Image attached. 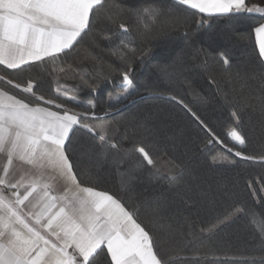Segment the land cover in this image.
<instances>
[{
  "label": "trees",
  "instance_id": "trees-1",
  "mask_svg": "<svg viewBox=\"0 0 264 264\" xmlns=\"http://www.w3.org/2000/svg\"><path fill=\"white\" fill-rule=\"evenodd\" d=\"M114 3L108 0L112 11H116L111 8ZM121 3L156 4L165 15L149 39L138 34L126 11L120 20L129 25L128 32L101 21L85 37L77 59L94 44V54L105 71L108 65L115 69L109 83L93 78L85 84L64 75L59 72V60L22 70L0 65V76L21 85L32 81L38 95L57 100L70 111L108 114L107 119L114 122L109 144L117 148H97L93 133L77 130L72 137L76 170L86 185L115 192L130 205L150 203L155 211L142 210L140 219L156 237L157 250L169 264H264V234L259 230L264 222V111L250 99L259 93L264 73L254 38V28L264 17L242 12L203 17L207 22L201 24L202 14L176 0ZM104 34L111 39H101ZM122 40L147 49L146 54L143 58L129 54L127 61L112 55ZM221 52L230 58V69L220 63ZM129 63L135 91L119 104H110L106 93L116 91L114 85L121 83L120 74ZM92 65L88 60L86 66ZM237 72L249 76V86L243 91ZM253 74L255 79H251ZM0 89L35 103L6 80L0 81ZM58 89H67L77 101L57 98ZM172 96L182 99L191 112ZM89 101H94V109ZM232 111L239 114L237 130L245 137L244 146L235 145L227 136L229 128L236 126ZM192 113L222 143H208L211 136ZM134 146H144L156 159V167L147 166L134 154ZM236 151L242 156H236Z\"/></svg>",
  "mask_w": 264,
  "mask_h": 264
},
{
  "label": "snow or ice",
  "instance_id": "snow-or-ice-1",
  "mask_svg": "<svg viewBox=\"0 0 264 264\" xmlns=\"http://www.w3.org/2000/svg\"><path fill=\"white\" fill-rule=\"evenodd\" d=\"M249 2L176 0L178 5L202 14L201 24L207 22L203 17H230L242 12L264 17V0L251 6ZM111 8L116 11L110 9L108 0H0V65L22 70L35 63L59 60V72L64 75L85 84L93 78L109 83L115 69L108 65L105 71L94 54V44L77 59L85 37L101 21L128 32L129 25L120 20L126 11L138 34L149 39L165 15L163 7L156 4L125 6L115 0ZM254 35L259 60L264 64V22L254 28ZM100 38L110 40L111 36ZM111 52L127 61L129 54L143 58L147 49H137L132 42L122 40ZM88 60L93 61L92 67L86 66ZM219 61L225 69L231 68L226 53L219 54ZM132 71L129 63L120 74L121 83L114 85L116 91L106 93L110 104H119L134 93ZM235 77L241 91L249 86L247 74L237 72ZM255 78L253 74L251 79ZM5 80L33 97L35 103L0 89V264H169L157 250L156 237L140 219L142 210L155 211L150 203L130 205L115 192L86 185L76 170L72 137L77 130L93 133L97 148H117L115 143L109 144L108 133L114 122L107 119L108 114L76 113L57 100L38 95L32 81L21 85L0 76V81ZM56 96L77 101L67 89H58ZM250 99L264 111V73L259 93ZM178 103L191 112L182 99ZM88 106L96 107L94 101ZM192 115L211 136L208 143H222L204 121ZM231 116L236 126L229 128L227 136L235 145L244 146L245 137L237 130L239 114L232 111ZM132 151L147 166L156 167V159L144 146H134ZM235 155L242 153L236 151ZM259 230L264 234V222H260Z\"/></svg>",
  "mask_w": 264,
  "mask_h": 264
},
{
  "label": "crops",
  "instance_id": "crops-1",
  "mask_svg": "<svg viewBox=\"0 0 264 264\" xmlns=\"http://www.w3.org/2000/svg\"><path fill=\"white\" fill-rule=\"evenodd\" d=\"M251 3H259V0H250V2H249V6H251ZM262 6H264V5H262ZM258 14V13H257ZM254 38H255V35H254ZM257 46V45H256ZM257 49H258V47H257Z\"/></svg>",
  "mask_w": 264,
  "mask_h": 264
}]
</instances>
